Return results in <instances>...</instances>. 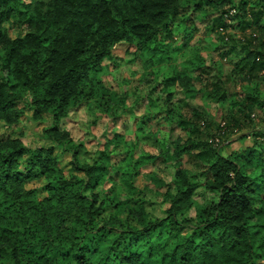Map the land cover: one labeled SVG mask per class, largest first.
I'll return each mask as SVG.
<instances>
[{"label": "trees", "instance_id": "1", "mask_svg": "<svg viewBox=\"0 0 264 264\" xmlns=\"http://www.w3.org/2000/svg\"><path fill=\"white\" fill-rule=\"evenodd\" d=\"M205 9L213 11L206 15L213 31L241 35L219 37L217 51L233 56L229 73L199 68L209 79L201 87L207 98L221 105L231 99L230 108L215 133L208 121L184 119L175 147L152 157L172 163L175 174L170 183L150 175L168 205L164 218L151 220L131 183L139 172H126L146 159L130 157L116 133L95 163L82 164L83 145L61 124L83 104L122 120L128 95L105 85L98 75L104 62L118 45L140 55L157 52L163 34L192 25ZM172 80L167 87L179 83L195 98L189 76ZM237 80L249 88L232 96L228 87ZM27 98L35 121L52 117L43 131L51 146L34 150L20 137L0 140V264H264V127L254 124L264 112V0H0V129L20 123ZM244 131L253 145L224 156V139ZM57 150L71 155L73 175L61 168ZM108 179H120L127 201L102 199L99 188ZM39 180L46 182L43 199L27 188ZM201 187L216 199L183 217Z\"/></svg>", "mask_w": 264, "mask_h": 264}, {"label": "rangeland", "instance_id": "2", "mask_svg": "<svg viewBox=\"0 0 264 264\" xmlns=\"http://www.w3.org/2000/svg\"><path fill=\"white\" fill-rule=\"evenodd\" d=\"M235 1L239 3L240 0ZM212 12L211 9H205L202 13L194 14L193 24L188 27L174 25L170 28V37L163 34L157 52L140 55L127 45H118L115 48L114 58L104 62L98 75L106 86L128 95V110L122 120L113 122L94 104H83L61 124L62 129L70 132L75 142L83 145L79 155L82 164L95 163L97 157L106 151L104 144L114 139L116 133L122 135V142L127 141V147H123V150H127L130 157L136 160L146 159L141 166L127 168L126 172L131 176L139 172L138 178L132 179L131 183L136 189L134 193L146 200L151 220L164 218L163 212L168 205L163 200L165 190L156 188L150 181V175H157L170 183L175 174L172 163L155 161L152 157L165 154L171 145L175 147L174 142L183 136L178 124L184 119L198 124L208 121L210 130L215 133L218 126L224 125L230 108L231 99L226 104H217L209 100L201 90L209 79L201 75L200 66L215 68L216 73L223 75L233 68L230 63L233 56H224L225 52L217 51L223 42L219 39L220 35L226 40L227 35L237 39L241 37L240 33L235 31L226 32L225 36L222 32L213 31V19L206 17ZM189 15H193L191 9L185 16ZM179 75L191 78L192 88L198 92L193 93L196 95L194 99L187 98V92L179 83L167 87V83ZM237 81L228 87L232 96L240 95L249 88L244 81ZM30 101L31 99L27 98L20 105L24 107L26 114L18 125L1 127L0 140L20 137L31 149L48 148L51 144L45 139L43 131L53 125L52 117L44 115L43 120L35 121ZM200 114L202 119H198ZM254 124L264 127V112L256 114ZM246 134L247 131H244L225 138L221 143L222 154L228 157L251 147L253 144L250 138L243 137ZM110 151H114L113 147H110ZM55 155L66 175H73L71 155L60 150H57ZM184 161V167L196 174L193 166L188 164L187 160ZM23 165L25 166L26 162ZM81 177L84 178L83 175ZM105 180L99 188L102 199L108 198L116 203L129 199L127 189L114 188L113 179H108L104 185ZM45 185L44 180H39L28 183L27 188L36 189L39 198L43 199L47 196ZM112 189L115 192H112ZM216 197V194L201 187L194 196L195 207L183 217H194L197 208L209 207ZM107 212L114 213V209L109 208Z\"/></svg>", "mask_w": 264, "mask_h": 264}, {"label": "crops", "instance_id": "3", "mask_svg": "<svg viewBox=\"0 0 264 264\" xmlns=\"http://www.w3.org/2000/svg\"><path fill=\"white\" fill-rule=\"evenodd\" d=\"M113 186H116V187H121V181H120V179H118V180H113Z\"/></svg>", "mask_w": 264, "mask_h": 264}]
</instances>
